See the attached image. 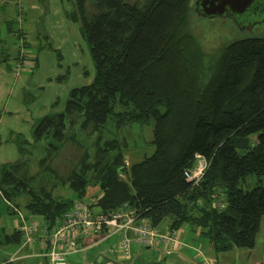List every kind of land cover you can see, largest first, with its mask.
I'll list each match as a JSON object with an SVG mask.
<instances>
[{
  "label": "trees",
  "instance_id": "obj_1",
  "mask_svg": "<svg viewBox=\"0 0 264 264\" xmlns=\"http://www.w3.org/2000/svg\"><path fill=\"white\" fill-rule=\"evenodd\" d=\"M73 3L68 16L89 44L95 76L70 91L64 110L36 121L31 142L11 132L20 157L0 164L10 212L24 205L28 217L53 227L99 186L102 195L87 201L92 209L110 214L128 203L153 227L167 222L162 232L199 231L216 253L253 250L264 229V185L243 186L264 176V36L210 54L193 32V0ZM19 49L25 66L26 40ZM151 122L154 152L127 166L129 141L119 132ZM41 148L45 180L34 185L29 160ZM197 156L207 162L198 184L185 175ZM60 187L74 197L57 196Z\"/></svg>",
  "mask_w": 264,
  "mask_h": 264
},
{
  "label": "rangeland",
  "instance_id": "obj_2",
  "mask_svg": "<svg viewBox=\"0 0 264 264\" xmlns=\"http://www.w3.org/2000/svg\"><path fill=\"white\" fill-rule=\"evenodd\" d=\"M73 1L49 0V6L46 7L43 1L36 0L26 7L25 22L20 20L14 25L16 31H25L28 35L30 33L34 36L35 31L29 30V28H34L41 34L40 47L32 50L33 47L29 51L30 55L32 52L37 55L35 57L39 59V66L32 70V63L27 61L24 64L29 68L28 72L26 71L28 74L33 72V84L28 89L31 92L30 106L34 112L43 111V116L64 110L70 91L73 88L91 83L95 76V66L89 44L81 35L79 22L68 16V13L74 10L75 7ZM195 2L196 0H193L191 11L193 32L206 53H216L221 47L241 38L264 36L263 16L256 17L257 23L249 28L245 22L247 21L246 18H203L195 11ZM34 6L36 8H33ZM29 11L33 12L29 13ZM27 41L32 43L30 35ZM6 43V49L10 54L17 53L19 45L22 44V42H18V38L14 35L9 36ZM63 76H66V78L64 79ZM59 77L60 79H57ZM51 78L54 80L50 81ZM152 130L153 122L142 128L134 124L128 126L126 131L119 132L118 136L121 140L129 141V145L125 150L127 166L154 152L155 148L151 143L153 139ZM71 132L74 133L76 130L74 129ZM107 138L104 136V140ZM81 140L85 147L93 151V138L85 139L84 137ZM43 156L41 148L35 150L34 155L29 160L30 167L27 176L31 178L29 180L30 184L37 185L38 181L43 183L45 180L40 164V159ZM64 156L65 154H62L61 162L64 160ZM256 185H264V176L260 179L253 176L249 177L243 189L248 190ZM97 191H101L99 187ZM55 194L65 198L74 197L69 187H60L55 190ZM19 213L26 217L29 214L24 205L19 207V212H10L8 202L0 195V240L5 239V233L10 229L12 223L20 220ZM249 251L251 250L234 249L228 252H214V255L220 264H232V262L234 264H247L243 257ZM253 252L256 258L260 260L259 264H264V229L262 234L258 236L257 246ZM196 256L203 262L202 264L206 263L203 253L199 254L197 252ZM207 263L209 264L208 261Z\"/></svg>",
  "mask_w": 264,
  "mask_h": 264
},
{
  "label": "crops",
  "instance_id": "obj_3",
  "mask_svg": "<svg viewBox=\"0 0 264 264\" xmlns=\"http://www.w3.org/2000/svg\"><path fill=\"white\" fill-rule=\"evenodd\" d=\"M35 1L0 0V164L16 162L20 157L16 145L8 141L11 132L20 134L31 142L34 124L44 114L43 111L34 112L30 106L31 92L28 89L33 84V72L28 74V66H20L22 63L20 49H17V53L13 54L8 53L6 49L9 36L14 35L18 38V42L26 40V56H28V61L32 63V70L39 66V59L35 57L37 55L33 52L30 55L29 51L33 47L32 50L40 47L41 34L37 29L29 28V30L35 31L34 36L29 33L32 38V43H29L27 41V38H29L28 33L21 30L16 31L14 26L20 22L18 16L23 17L21 21L24 20L22 22H25L26 7L30 6L29 3ZM39 1H43L46 7L49 6V0ZM20 9L23 10V13L20 12ZM32 12L29 11V13ZM63 77L66 78V76ZM57 79H60V77ZM52 80L54 79L51 78L50 81ZM98 187L90 186L88 188L85 199L90 203H94L95 199L102 195L101 191H97ZM93 210L100 212L96 208H93ZM20 225V220L14 221L5 236L9 239L13 237L15 232L19 231ZM160 228L167 229V223L162 224ZM160 228L158 229L161 230ZM175 233L182 242L181 245L174 246L171 249L163 244L147 248L137 253L130 262L121 260L118 249L120 234L107 239H104L101 234L83 236L78 242L79 251L68 257V264H202L203 262L197 256L195 257L197 252L203 253L205 264H208L207 261L209 264H220L215 258V251L211 244L199 236V231L195 232L190 226H184ZM9 239L3 240L2 238L0 240V264H48V260L44 256L45 248L42 243V236H37L33 247H23V242L11 243ZM254 249L243 257L247 264H259L260 262L253 252ZM232 264L234 263L232 262Z\"/></svg>",
  "mask_w": 264,
  "mask_h": 264
},
{
  "label": "built area",
  "instance_id": "obj_4",
  "mask_svg": "<svg viewBox=\"0 0 264 264\" xmlns=\"http://www.w3.org/2000/svg\"><path fill=\"white\" fill-rule=\"evenodd\" d=\"M206 168V160L197 156L195 166L185 172L187 180L198 184ZM19 215L21 225L18 230L23 235V247H33L37 236H42L48 264H68V257L79 251L78 242L83 236L101 234L107 239L120 234L118 249L123 262H130L141 250L160 244L170 249L182 244L177 233L162 232L148 220L139 219L136 209L128 203L105 214L95 212L87 201H76L53 227L36 216Z\"/></svg>",
  "mask_w": 264,
  "mask_h": 264
},
{
  "label": "water",
  "instance_id": "obj_5",
  "mask_svg": "<svg viewBox=\"0 0 264 264\" xmlns=\"http://www.w3.org/2000/svg\"><path fill=\"white\" fill-rule=\"evenodd\" d=\"M195 11L208 19L246 18L250 28L257 23L256 17L263 16L264 19V0H196Z\"/></svg>",
  "mask_w": 264,
  "mask_h": 264
}]
</instances>
